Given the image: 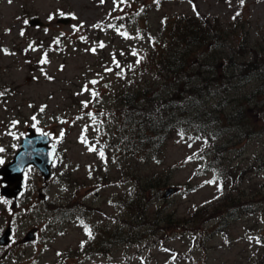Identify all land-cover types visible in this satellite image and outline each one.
<instances>
[{"label":"rangeland","instance_id":"obj_1","mask_svg":"<svg viewBox=\"0 0 264 264\" xmlns=\"http://www.w3.org/2000/svg\"><path fill=\"white\" fill-rule=\"evenodd\" d=\"M120 9L114 0H0V89L6 92L0 97V148L4 149L0 168L14 160L30 127L53 134L58 159L48 181L36 168H28L17 200L0 194V237L9 225L13 228L12 244L0 248V264L264 262V0H244L242 6L239 0H128ZM178 15L219 19L230 33L219 52L232 67L226 79L207 86L206 99L182 128L183 139L173 131L163 154L146 158L140 150L133 156L127 149L128 144L132 147L131 127L122 129L115 121L119 113L111 93L131 90L142 79L143 69L132 65L161 41L165 25ZM62 17L71 18V24H58ZM33 18L47 26L30 27ZM43 43L53 44L55 50L48 75L35 65ZM93 47L95 52L90 50ZM255 60L258 71L241 72L243 64ZM206 70L212 74V69ZM93 80L95 85L90 83ZM85 85L98 93L95 100L88 91L82 92ZM155 86L161 88L158 95L178 89L162 83ZM83 101L91 102L85 108ZM143 108L154 113L158 103ZM237 108L248 119L226 127V117ZM256 120L261 124L253 128ZM13 121L18 123L13 126ZM93 145L96 150L90 151ZM172 167L170 181L148 193L146 202L142 200L149 223L137 225L141 220L131 219L127 208L139 190L130 176L141 180ZM123 169L130 173L122 178ZM214 179L216 183H207ZM3 186L0 177V189ZM170 187L178 191L165 198ZM59 207L68 215H79L78 220L63 217L56 211ZM201 208L221 213L193 230L195 223L200 224L192 216ZM166 219L188 225L161 238L157 228ZM86 228L91 229V238ZM34 229L35 241L22 243ZM115 232L118 235L112 237ZM94 245H101L102 251L96 253Z\"/></svg>","mask_w":264,"mask_h":264},{"label":"trees","instance_id":"obj_2","mask_svg":"<svg viewBox=\"0 0 264 264\" xmlns=\"http://www.w3.org/2000/svg\"><path fill=\"white\" fill-rule=\"evenodd\" d=\"M229 34L219 19L178 15L165 25L161 41H155L150 52L144 51L139 57L140 63L132 65L134 68L143 69L142 79L131 86V90L118 89L112 92L111 96L119 113V116H115V121L120 123L122 129L131 127L128 138L132 142V147L128 144L127 149L132 150L133 156H135L134 152L140 150L144 151L146 158L163 154L173 131L180 132L186 124L190 123L193 113L201 107L206 99L207 86L216 79H226V71L232 67V64L223 58L219 49L225 46ZM41 47L43 48L42 57L36 60L35 65L48 75V61L55 50L53 44L43 43ZM45 53L47 63H41ZM256 61L243 64L242 68L240 67L241 72L251 75L258 71L259 66ZM207 68L212 69L211 75H208ZM183 80H186V83H183ZM160 83L165 88L177 87L178 89L176 92L169 91L164 95H158L161 88L154 85ZM150 103H158L156 112H147L143 108ZM247 119L246 112L242 108H237L232 115L226 117L225 126L237 127ZM260 124L259 120H256V124L252 122L253 128H258ZM216 148L221 149V147ZM129 173L130 171L123 169L122 178L127 177ZM173 174L172 167L168 172L147 174L141 180L136 179L134 175L130 176L131 182H136L135 186L139 190L136 191V198L128 202L127 208L130 210L131 219L141 220L137 222V225L149 223L145 210L141 208L142 200L146 202L148 193L163 188ZM108 176L107 171L106 178L110 182ZM63 209L59 207L56 211L61 212L67 219L75 216L78 220L79 215H75L76 213L68 215V212H64ZM243 212L249 215L252 213L244 210ZM220 213L219 209L196 210L192 217H195V220L198 219L197 222L200 225L195 223L191 229L200 228L204 223L217 218ZM162 221L165 225L157 228L161 238L166 233L182 232L188 225L184 221L173 222L167 219ZM129 224L134 226L132 222ZM117 235L118 232H115L112 237ZM91 245L93 243L88 247L89 250H92ZM94 251L100 253L101 245H94ZM257 264H264V262L260 261Z\"/></svg>","mask_w":264,"mask_h":264},{"label":"water","instance_id":"obj_3","mask_svg":"<svg viewBox=\"0 0 264 264\" xmlns=\"http://www.w3.org/2000/svg\"><path fill=\"white\" fill-rule=\"evenodd\" d=\"M58 23L70 25L71 19L61 18ZM32 27H44L45 24L40 19L30 21ZM51 139L49 135L38 134L33 128L28 129L27 136L23 139L20 150L14 160L0 169V176L5 186L1 189V194L7 199H17L23 190L24 172L30 166H36L46 180L51 178V166L56 157V147H50ZM177 192L176 188H169L164 194L169 198ZM12 228L9 227L5 234L0 237V247L10 244ZM35 239L34 232H30L24 242H31Z\"/></svg>","mask_w":264,"mask_h":264},{"label":"snow or ice","instance_id":"obj_4","mask_svg":"<svg viewBox=\"0 0 264 264\" xmlns=\"http://www.w3.org/2000/svg\"><path fill=\"white\" fill-rule=\"evenodd\" d=\"M11 2H12V0H9V3H11ZM101 2L103 3L104 0H101ZM239 2H240V4H241V6L244 4V0H239ZM126 3H128V0H114V6H115V8H117V9H120V6H121L122 4H126ZM156 3H159V0H156ZM229 3H230V0H229ZM193 7H194V10H195V6H193ZM120 10H122V9H120ZM59 14H60V15H66V14L63 13V12H60ZM239 14H240V13L237 12L236 15L233 16V19H235L236 16H238ZM68 15H71V14H68ZM197 15H198V13H197ZM117 19H119V17H117ZM109 27L115 28V29L119 32V34H121V35L124 36L125 38H130V37H129V34H128L126 31L121 32L119 27H117V26H115V25H111V24L109 25ZM121 27H122V26H121ZM21 35H23V32H21ZM81 39H84V37H81ZM56 43H59V41L57 40ZM104 46H105V45H104L102 42L99 44V47H101V48H103ZM90 50L93 51V52H95L96 49H95V47H93V48L90 49ZM132 54H133V55H139V54L136 53L135 51H133ZM46 55H47V54L45 53V57L41 60V63H47ZM113 63L116 64V67H118V68L121 67L120 64H119V62L116 61L115 59L113 60ZM136 63L139 64V63H140V59H137ZM128 68H129V70H131V69H132V66L129 65ZM105 70H106V71H111L110 68H106ZM123 71H124V69H121V72H123ZM119 74H120V73H118V75H119ZM45 75H47V74L45 73ZM48 79H52V77H48ZM90 83L93 84V85H95V84L97 83V81L93 80V81H90ZM84 91H88V92L90 93V95L92 96L93 100H95V98L98 96V93H97L94 89H89L87 85H85L84 88H82V92H84ZM4 95H5V92L0 91V97H2V96H4ZM90 102H91V101H83V102H82L83 107L87 108ZM43 110H44V108L42 107V108L40 109V111L42 112ZM88 115H89L90 117H92L93 121H95V116H94L92 113H88ZM100 115H103V113H100ZM32 119L35 120L36 117L33 116ZM16 123H18V122L13 121V126H14ZM86 127H87V126H86ZM45 135H47V134H45ZM62 135H63V133H61V136H62ZM179 135L181 136L182 139L184 138V132H183L182 129L180 130ZM189 139H192V138H189ZM195 139H199V137H197V138H195ZM82 142H86V141L84 140L83 137H82ZM205 143H206V141H205ZM189 147H191V145H189ZM89 150H90V151L96 150V149H95V146L93 145L92 147L89 148ZM3 151H4V149H3V148H0V152H3ZM99 155H100V157H101L102 159H104V152H103V149H102V148L100 149ZM188 159L191 160L192 157H189ZM3 163H4L3 159H0V164H3ZM207 183H216V180L214 179V180H212V181H208ZM218 190L221 191V192L223 191V185H222V183L219 185ZM86 233L89 235V238H91L92 233H91V229H90V228H86ZM249 239H251V237H249ZM257 243H260V240H259L258 238H257ZM58 255H59V253H58Z\"/></svg>","mask_w":264,"mask_h":264}]
</instances>
